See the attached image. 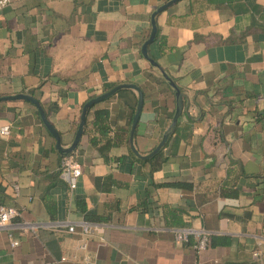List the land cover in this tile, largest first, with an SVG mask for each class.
Instances as JSON below:
<instances>
[{
	"label": "crops",
	"instance_id": "crops-1",
	"mask_svg": "<svg viewBox=\"0 0 264 264\" xmlns=\"http://www.w3.org/2000/svg\"><path fill=\"white\" fill-rule=\"evenodd\" d=\"M170 1L9 0L0 9V98L32 91L63 148L83 104L108 85L143 94L133 136L141 156L169 134L162 162L135 160L137 93L120 91L96 105L109 111L100 141L116 145L103 161L83 134L72 190L36 108L0 101V206L39 226L14 227L16 248L0 232V264H264V0H178L155 17L148 56L187 104L175 132V92L141 54L152 14ZM80 222L97 228L85 250L79 229L68 232ZM184 227L208 233L204 251L174 240Z\"/></svg>",
	"mask_w": 264,
	"mask_h": 264
},
{
	"label": "water",
	"instance_id": "water-1",
	"mask_svg": "<svg viewBox=\"0 0 264 264\" xmlns=\"http://www.w3.org/2000/svg\"><path fill=\"white\" fill-rule=\"evenodd\" d=\"M178 0H172L170 2H168L167 4L161 6L160 8H158L151 17V30H150V34L147 38V40L143 43L142 47H141V54L142 56L147 60V62L153 66L159 69L157 63L152 60L149 56H148V48L149 46L154 42L155 37H156V32H157V28H156V24H155V17L161 13L162 11H164L165 9H167L169 6H171L172 4H174L175 2H177ZM162 76L168 81L169 85L171 86V88H173L174 92H175V97H176V109H175V113L173 115L172 118V124H171V128H174L180 115L182 112V95L179 92V90L177 89L176 85L167 77V75L165 74V72L161 69H159ZM127 90H131L137 93V102H136V106H135V112L132 118V122H131V128H130V132H129V144H130V150L131 152L134 154V156H136L138 159L141 160H148L151 157H153L154 155H156L166 144L167 140H168V136L169 134H165L161 140V142L159 143V145L155 148V150L153 152H151L149 155L147 156H141L134 148L133 146V136H134V132L135 129L137 127V124L139 122V118H140V114L143 108V94L140 90V88H138L137 86L133 85V84H120L115 86L114 88L110 89L109 91H106L102 94H100L99 96L89 100L84 107L81 110V114H80V121H79V125L77 127V130L75 132V136L73 138L72 143L70 144V146L63 148L61 145V137L60 135L57 133V131L54 129V127L49 123L45 112L43 111V108L41 107L40 103L33 98L30 95H26V94H17L14 96H9V97H4V98H0V101H24V102H28L30 103L32 106H34L39 114L40 120L43 124V126L45 127V129L48 131V133L51 135V137L55 140V148L56 150L62 154V155H69L71 153H73L77 146L79 145L81 138L84 134V126L86 123V114L87 112L94 106L99 105L103 102L108 101L109 99H111L112 97H114L117 93H119L120 91H127Z\"/></svg>",
	"mask_w": 264,
	"mask_h": 264
},
{
	"label": "built area",
	"instance_id": "built-area-1",
	"mask_svg": "<svg viewBox=\"0 0 264 264\" xmlns=\"http://www.w3.org/2000/svg\"><path fill=\"white\" fill-rule=\"evenodd\" d=\"M9 4V0H0V9L6 7ZM8 135V128H0V136L4 137ZM61 176L68 182L70 189H75L78 178L82 174L81 166L77 163L73 156L65 157L60 166ZM16 189V188H15ZM18 216L15 208L11 206H0V232H8L9 245L11 248H16L19 243L10 234V231L14 227L26 228L29 231H36L39 226L35 224H19L15 222ZM76 228L79 229L80 235L82 237V242L80 244V249H86V241L95 236L97 233V228L93 224L86 222H80L74 226L68 227V232H75ZM173 238L178 243H188L192 240L191 248L195 253H200L204 251L209 243L208 233L204 230H194L189 227L178 228L172 230ZM258 252H254L253 257L258 258ZM197 264V263H196Z\"/></svg>",
	"mask_w": 264,
	"mask_h": 264
},
{
	"label": "trees",
	"instance_id": "trees-1",
	"mask_svg": "<svg viewBox=\"0 0 264 264\" xmlns=\"http://www.w3.org/2000/svg\"><path fill=\"white\" fill-rule=\"evenodd\" d=\"M151 70H153L151 68ZM159 81H163L164 79L162 78L161 75L158 74V78H157ZM61 82H63V80H61ZM115 85H108V86H105L103 88V91L102 93L106 92V91H109L110 89L114 88ZM28 94L32 95V91L28 92ZM97 96H94L92 98H90L89 100L95 98ZM87 100V102L89 101ZM85 102L82 106V108L84 107V105L87 103ZM186 100H185V97L182 95V112L183 113H186ZM81 108V110H82ZM108 121H109V111L108 109L104 108V107H98V106H94L92 107L86 114V123H85V126H84V134L87 135L89 137V144L91 147L95 148V150L97 151V153L99 154V156L103 159V161H107V153L109 151V149L113 146L116 145V143L113 141L112 143H110L109 140L108 143H102L100 140H104L109 131H110V128H109V124H108ZM174 132L176 131V129L174 128L173 130ZM178 131V129H177ZM73 153L69 154V155H61L62 156V160L67 157V156H71ZM132 157L141 162L142 164H145V163H151L153 164L154 160H158L160 159L161 162H162V152H160L158 155H156L152 160H149V161H142V160H139V159H136L134 157V155L131 153ZM159 168V165L157 166H153L152 167V170L155 171ZM59 174H60V171H59Z\"/></svg>",
	"mask_w": 264,
	"mask_h": 264
}]
</instances>
